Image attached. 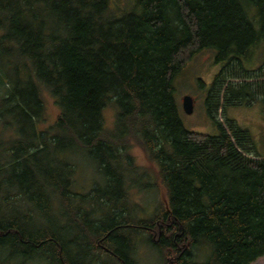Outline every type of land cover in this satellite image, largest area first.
<instances>
[{
	"label": "trees",
	"instance_id": "obj_1",
	"mask_svg": "<svg viewBox=\"0 0 264 264\" xmlns=\"http://www.w3.org/2000/svg\"><path fill=\"white\" fill-rule=\"evenodd\" d=\"M205 48L224 63L206 100L215 136L188 130L175 99L176 75ZM47 95L59 110L50 125ZM258 102L264 0H0V264H140L141 240L162 264L257 261L264 158L217 114ZM135 147L167 200L148 218L130 196L148 177ZM82 153L105 183L81 193Z\"/></svg>",
	"mask_w": 264,
	"mask_h": 264
},
{
	"label": "rangeland",
	"instance_id": "obj_2",
	"mask_svg": "<svg viewBox=\"0 0 264 264\" xmlns=\"http://www.w3.org/2000/svg\"><path fill=\"white\" fill-rule=\"evenodd\" d=\"M135 0H112L113 7L130 9L134 6ZM263 49L258 48L253 54V62L246 63L247 68H255L261 64ZM217 51L213 48H205L194 55L189 62L182 68L181 72L174 79L175 99L179 107L180 117L184 126L193 132L206 135H218L219 129L208 115L206 100L209 89L216 75L220 72L224 63H217ZM263 59V57H262ZM191 96L194 101L192 114H187L183 109V100ZM46 120L45 124L50 125L59 114V110L54 99L46 96ZM105 122L111 128L115 119V111L108 108L105 113ZM218 121L227 126L226 118L234 120L241 128L246 129L253 138L256 153L264 158V107L261 102L250 106L230 107L217 114ZM132 155L136 160V165L148 170L146 179L144 176L137 179L138 190H133L130 196L133 202H137L141 207L140 217L150 216L155 211V206L162 203L167 204L164 189L159 183L155 165L150 163L143 151L135 147ZM253 157V156H252ZM74 161L78 166V174L75 179L74 190L78 192H88L96 183H105V177L100 173L99 167L84 153L78 154ZM133 179V174H130ZM155 189L145 188L147 182L155 183ZM144 187L145 189H143ZM77 205V204H76ZM84 252V250H83ZM136 258L140 264H162L160 255L153 250L146 240H141L136 250ZM252 264H264V256Z\"/></svg>",
	"mask_w": 264,
	"mask_h": 264
},
{
	"label": "water",
	"instance_id": "obj_3",
	"mask_svg": "<svg viewBox=\"0 0 264 264\" xmlns=\"http://www.w3.org/2000/svg\"><path fill=\"white\" fill-rule=\"evenodd\" d=\"M194 108V101L191 96H187L183 100V109L187 114H192Z\"/></svg>",
	"mask_w": 264,
	"mask_h": 264
}]
</instances>
